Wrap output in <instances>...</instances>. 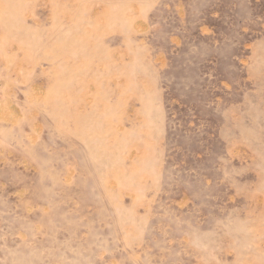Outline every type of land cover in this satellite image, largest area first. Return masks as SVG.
Listing matches in <instances>:
<instances>
[{
  "label": "rangeland",
  "instance_id": "1",
  "mask_svg": "<svg viewBox=\"0 0 264 264\" xmlns=\"http://www.w3.org/2000/svg\"><path fill=\"white\" fill-rule=\"evenodd\" d=\"M0 264H264V0H0Z\"/></svg>",
  "mask_w": 264,
  "mask_h": 264
}]
</instances>
